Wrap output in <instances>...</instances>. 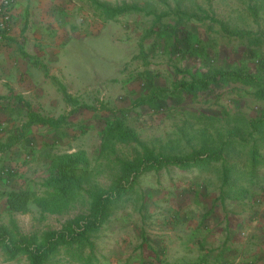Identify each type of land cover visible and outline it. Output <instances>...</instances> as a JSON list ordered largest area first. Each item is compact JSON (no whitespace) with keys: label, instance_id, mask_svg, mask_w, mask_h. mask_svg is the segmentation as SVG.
I'll list each match as a JSON object with an SVG mask.
<instances>
[{"label":"rangeland","instance_id":"obj_1","mask_svg":"<svg viewBox=\"0 0 264 264\" xmlns=\"http://www.w3.org/2000/svg\"><path fill=\"white\" fill-rule=\"evenodd\" d=\"M56 1L51 8H29L19 20L13 6L11 30H0L1 52L10 58L17 54L18 64L28 66L16 83L18 95L0 108V128L22 132L14 148H0V228L19 236L42 235L86 213L83 204L44 213L33 201L28 212H14L5 192L43 194L49 154L80 150L95 167L91 179L109 187L119 161L134 158L142 148L127 139L113 142L103 154L108 122H122L140 141L166 154L226 144L231 177L223 187V161L145 173L92 234V264H103L108 222H118V228L126 223L119 230L132 236L142 224L154 225L147 222H207L211 212L227 222H264V127L249 126L264 119V0ZM125 4L135 10L108 16L110 8ZM14 28L20 35L13 36ZM214 69L244 70L259 82L223 77L197 95L136 103L153 88L171 89L190 75ZM12 87L4 84L0 92ZM31 111L53 121L24 130ZM253 151L258 163L251 170ZM0 264L29 261L26 255L11 259L0 248ZM50 264L73 263L62 249Z\"/></svg>","mask_w":264,"mask_h":264},{"label":"trees","instance_id":"obj_2","mask_svg":"<svg viewBox=\"0 0 264 264\" xmlns=\"http://www.w3.org/2000/svg\"><path fill=\"white\" fill-rule=\"evenodd\" d=\"M132 5L116 6L109 9V17H115L132 12ZM194 49H197L194 47ZM190 79L176 82L171 89L166 87L153 88L148 96L140 98L137 105H154L160 99L180 97L183 93L199 94L200 91L210 89V86L221 80H237L249 85L259 81L256 76L244 70L224 71L214 69L201 76L190 75ZM264 88V85H263ZM68 98V94H66ZM30 124H46L53 120L37 113L30 112ZM252 130L263 129L264 119L249 122ZM127 139L136 140L142 150L131 159H121L117 164L118 170L114 174L109 187L91 179L92 162L84 150L73 153H50L48 156V176L45 180V192L39 194L31 189L11 190L5 192L6 203L14 212H28L33 201L44 213H63L73 205L88 206V211L69 220L60 230H49L42 235H15L8 228H0V248L15 258L26 255L29 264H50L53 255L64 249L73 264H92V253L95 245L92 234L98 231L112 218L116 208L139 183L140 177L148 172H160L170 166L182 170L195 167L203 168L210 162L223 161V187L230 182V166L225 158L223 146H205L187 155L166 154L140 141L134 132L122 122H108L103 144V154L113 142ZM253 166L258 163V155L253 151ZM11 175L6 174V178ZM224 191V190H223ZM89 248V254L84 255Z\"/></svg>","mask_w":264,"mask_h":264},{"label":"crops","instance_id":"obj_3","mask_svg":"<svg viewBox=\"0 0 264 264\" xmlns=\"http://www.w3.org/2000/svg\"><path fill=\"white\" fill-rule=\"evenodd\" d=\"M56 2L16 0L15 17L19 20L33 6L51 8ZM15 35H20L16 28L13 30ZM16 55L10 58L0 50V91L4 84L13 85L8 92H0L2 110L12 97L18 95L16 83L22 80L23 72L28 68L18 64ZM19 67L22 72H19ZM35 124L27 123L23 129ZM7 132L0 128V148L4 151L14 148L22 135L18 129ZM211 215L212 212L207 214V222H147L154 225L146 227L142 224L134 236L119 230L126 223L119 224L121 227L118 228L114 227L118 222H108L111 228L106 231L108 248L102 258L103 264H264V222H227L225 216L217 219ZM244 231L245 236L242 234Z\"/></svg>","mask_w":264,"mask_h":264},{"label":"built area","instance_id":"obj_4","mask_svg":"<svg viewBox=\"0 0 264 264\" xmlns=\"http://www.w3.org/2000/svg\"><path fill=\"white\" fill-rule=\"evenodd\" d=\"M16 0H1L0 2V30L5 33L10 29V26L13 22L12 15V7L15 5ZM5 174H9V170L7 169ZM243 235H246V232H242ZM226 264H231V262H227Z\"/></svg>","mask_w":264,"mask_h":264}]
</instances>
